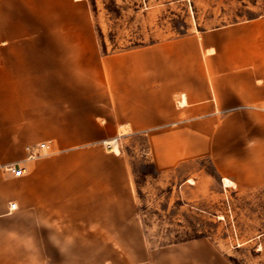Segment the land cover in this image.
<instances>
[{
	"label": "crops",
	"instance_id": "crops-1",
	"mask_svg": "<svg viewBox=\"0 0 264 264\" xmlns=\"http://www.w3.org/2000/svg\"><path fill=\"white\" fill-rule=\"evenodd\" d=\"M70 5L82 13L39 33L36 50L29 32L8 28L7 14L0 25V164L24 161L25 175L6 172L22 179L24 202L45 219L64 217L71 224L65 230L86 231L96 241L89 245H142L130 160L121 146L117 152L103 145L142 134L156 170L183 172L185 188L206 197L202 177L210 161L233 200L264 204V47L254 46L253 25L105 52L86 1ZM31 53L38 54L34 63ZM49 139L58 153L26 159L27 146ZM261 225L264 238V214ZM202 243H174L151 264H207L195 249Z\"/></svg>",
	"mask_w": 264,
	"mask_h": 264
},
{
	"label": "rangeland",
	"instance_id": "rangeland-1",
	"mask_svg": "<svg viewBox=\"0 0 264 264\" xmlns=\"http://www.w3.org/2000/svg\"><path fill=\"white\" fill-rule=\"evenodd\" d=\"M4 1L0 0V25H5L7 14L9 29L29 32L31 50H36L39 33L59 30L61 18L82 13L71 7L70 0H8L10 7L3 6ZM85 1L105 52L244 21L254 27V46L264 47V0ZM29 57L34 63L38 54ZM44 57L47 63L54 58ZM103 145L107 150L114 147V143ZM118 146L133 170L143 244L89 245L96 241L89 240L86 231L65 230L71 224L64 217L43 218L32 204L24 202L22 179L7 178L6 167L12 162H5L0 164V264H151V256L155 261L156 256H165L172 244L196 238L203 240L195 249L205 252L207 264H264L261 198L238 196L233 200V193L225 191L210 161L205 162L202 177L206 197H201L203 191L184 187L183 172L165 174L156 170L146 135L123 136ZM59 151L55 145L52 151H39L35 158L26 159H45ZM12 203L17 204L15 209L10 208ZM81 226L84 224H73L74 228Z\"/></svg>",
	"mask_w": 264,
	"mask_h": 264
},
{
	"label": "built area",
	"instance_id": "built-area-1",
	"mask_svg": "<svg viewBox=\"0 0 264 264\" xmlns=\"http://www.w3.org/2000/svg\"><path fill=\"white\" fill-rule=\"evenodd\" d=\"M53 147L54 142L51 139L39 142L35 145H29L27 146V150L30 152L28 158H35L36 153H38L39 151H52ZM6 172L9 176L20 177L27 173V167L23 164L18 165L17 163H11L10 165H7ZM16 207V203H12L10 206V208L12 209H15Z\"/></svg>",
	"mask_w": 264,
	"mask_h": 264
},
{
	"label": "bare ground",
	"instance_id": "bare-ground-1",
	"mask_svg": "<svg viewBox=\"0 0 264 264\" xmlns=\"http://www.w3.org/2000/svg\"><path fill=\"white\" fill-rule=\"evenodd\" d=\"M111 143H114V147L110 146ZM108 144H109L111 150H116L117 152L119 151V146H118L117 138H115V139H113L111 141H107L106 142V145H108Z\"/></svg>",
	"mask_w": 264,
	"mask_h": 264
}]
</instances>
